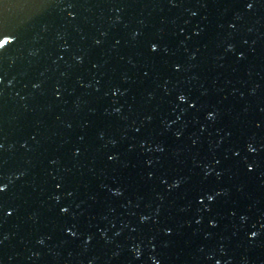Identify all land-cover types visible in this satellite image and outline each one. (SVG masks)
<instances>
[{"label": "water", "instance_id": "water-1", "mask_svg": "<svg viewBox=\"0 0 264 264\" xmlns=\"http://www.w3.org/2000/svg\"><path fill=\"white\" fill-rule=\"evenodd\" d=\"M5 34L0 264H264V0H0Z\"/></svg>", "mask_w": 264, "mask_h": 264}, {"label": "snow or ice", "instance_id": "snow-or-ice-1", "mask_svg": "<svg viewBox=\"0 0 264 264\" xmlns=\"http://www.w3.org/2000/svg\"><path fill=\"white\" fill-rule=\"evenodd\" d=\"M245 3H246V7H247V9L248 10H251L253 7H254V4H255V0H252V2H248V0H245ZM10 43H12V41L11 40H9L8 39V37H7V35L5 34V35H0V49H6V45H8V44H10ZM229 50H231V49H229ZM159 51V47H158V45H156V44H150V53L151 54H155V53H157ZM175 71H180V69H179V67H176L175 68ZM148 75V73H145V76H147ZM0 83H2V81H0ZM114 94H116V93H114ZM57 99H59V97H57ZM178 99H179V101L181 102V103H186L187 101H186V98H185V96L184 95H180L179 97H178ZM192 107H195V105H192ZM208 119L209 120H214L215 119V116L214 115H209L208 116ZM161 151H162V149H161ZM248 151L249 152H254L255 150H254V148L252 147V145H249L248 146ZM75 155H79V152L77 151L76 153H75ZM109 159L111 160V159H114V157H109ZM248 171L249 172H251L252 171V168H249L248 169ZM6 185H0V194H2V193H4L5 191H6ZM59 187V186H58ZM176 187H179V185H176ZM122 193H120V192H116V193H114V195H121ZM57 199V201L59 200V197H57L56 198ZM207 199H208V201L209 202H211V201H213V199H214V197H212L211 195H209L208 197H207ZM200 203L201 204H203L204 203V201L203 200H201L200 201ZM60 211H61V214H67L68 213V211H69V209L68 208H61L60 209ZM8 215H11V213H9ZM213 226H215V225H213ZM169 235L171 234V233H168ZM69 235H75L74 233H72L71 231L69 232ZM252 235H253V237H255L257 234L255 233V232H253L252 233Z\"/></svg>", "mask_w": 264, "mask_h": 264}]
</instances>
